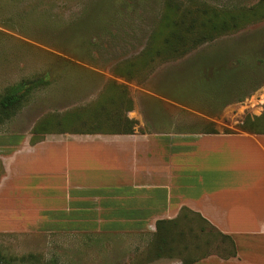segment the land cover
I'll list each match as a JSON object with an SVG mask.
<instances>
[{
  "label": "crops",
  "instance_id": "obj_1",
  "mask_svg": "<svg viewBox=\"0 0 264 264\" xmlns=\"http://www.w3.org/2000/svg\"><path fill=\"white\" fill-rule=\"evenodd\" d=\"M183 124L48 133L36 142L32 134L0 136V233L135 235L147 248L157 220L188 208L237 245L235 256L208 254L189 264H264V132ZM144 251L129 247L123 255ZM176 259L169 263L187 264ZM53 263L35 255V264Z\"/></svg>",
  "mask_w": 264,
  "mask_h": 264
},
{
  "label": "rangeland",
  "instance_id": "obj_2",
  "mask_svg": "<svg viewBox=\"0 0 264 264\" xmlns=\"http://www.w3.org/2000/svg\"><path fill=\"white\" fill-rule=\"evenodd\" d=\"M208 1L222 5L233 1L253 4L258 0ZM79 5V0H0V93L5 85L23 77L52 71L51 84L33 91L35 99L3 124L0 136L20 134L31 138L32 128L45 114L90 104L108 81L127 86L133 108L126 114L136 119V127L140 128L175 127L180 122L186 126L199 124V127L236 130L246 117L254 119L264 114V18L223 34L180 59L163 63L147 79L127 80L111 70V63L116 60L112 55L120 52L114 53L103 46L98 48L101 45H95L92 53L72 49L68 39L83 28L72 24ZM212 59H219L229 67L226 72L231 77L225 79V85H216L204 95L198 88L196 93L187 92L184 86V92L191 98L198 102L207 100L201 103L203 110L172 102L169 95L172 90L195 78L197 66ZM255 74L254 79H250ZM255 81L263 83L253 89ZM219 94H224L227 101L222 106L211 102ZM239 96L243 97L239 99ZM2 175L0 161V177ZM195 230L199 232L196 225ZM201 236L204 240L208 234L202 232ZM113 237L107 234L88 237L81 232L64 230L43 234L3 232L0 233V251L18 256L32 253L41 260L53 257L56 262L53 264H148L145 258L137 259L141 253L123 255L129 247L140 246L146 251L144 240L135 235ZM215 243L222 241L215 239ZM129 257H134V261L128 260ZM176 258H160L153 264H170Z\"/></svg>",
  "mask_w": 264,
  "mask_h": 264
},
{
  "label": "trees",
  "instance_id": "obj_3",
  "mask_svg": "<svg viewBox=\"0 0 264 264\" xmlns=\"http://www.w3.org/2000/svg\"><path fill=\"white\" fill-rule=\"evenodd\" d=\"M79 4L72 24L83 28L68 39L72 49L92 53L95 45H101L98 48L103 46L114 53L120 52L112 55L116 60L111 63V70L127 80L147 79L163 63L180 59L223 34L264 18V0L222 5L208 0H79ZM221 63L219 59L201 62L195 69L196 77L173 89L170 97L185 107L203 110L201 103L207 100L198 102L187 92L196 93L198 88L204 95L216 85H225V79L231 77L226 72L230 69ZM51 82L52 71L48 69L5 85L0 93V130L6 121L31 104L35 99L33 91L47 88ZM262 83L255 81L253 89ZM224 99L225 95L219 94L211 102L222 106L227 102ZM132 108L133 99L127 86L108 81L90 104L45 114L32 128L31 141L36 142L48 133H133L137 121L126 114ZM183 126L193 130L210 129L199 124ZM240 127L264 132V114L254 119L246 117ZM194 220L200 222L199 232L193 226ZM202 232L208 234L204 240ZM215 239L222 243L214 244ZM141 254L146 255L147 261L178 257L189 264L208 254L235 256L237 245L230 234L220 231L199 212L183 208L173 219L157 220L156 230ZM34 259L32 253L18 256L0 251V264H35Z\"/></svg>",
  "mask_w": 264,
  "mask_h": 264
}]
</instances>
